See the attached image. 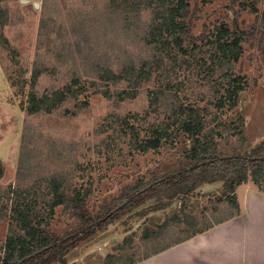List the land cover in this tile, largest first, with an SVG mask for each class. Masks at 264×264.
<instances>
[{"label":"rangeland","instance_id":"1","mask_svg":"<svg viewBox=\"0 0 264 264\" xmlns=\"http://www.w3.org/2000/svg\"><path fill=\"white\" fill-rule=\"evenodd\" d=\"M186 1L188 14L183 20L189 23L194 39L215 34L221 23L233 29L234 20L240 30L248 32L259 23L264 10V0ZM174 3L0 0V247L9 232L22 235L11 213L14 196L22 204H30L38 217H46L52 232L62 235L76 221L62 207L48 213L51 180L63 182L68 192L88 190L87 208L93 212L117 196L123 186L161 177L176 170L180 162L187 163L184 154L189 142L184 136L174 148L142 152L141 141L135 144L131 132L126 134L119 127L118 120L127 116L138 114L139 126L148 130L152 124H167L175 101H179L209 110L205 131L221 153H248L264 140L261 53L251 40L242 44L243 55L233 72L244 77L245 90L233 111L217 110L215 99L225 95L215 94L217 83L225 79L218 69L210 72L208 62L203 65L205 46L192 49L193 44L185 40L183 48L193 57L182 58L168 30V11ZM242 3H246L245 8ZM252 5L256 12L250 11ZM201 42L196 41V45ZM174 58L179 64L177 80L185 87H177L151 105V93L166 87L161 77L164 70L171 69ZM105 72L118 82L110 77L101 80ZM74 79L80 86L90 82L98 89L107 86L110 96L96 94L86 99L87 92H92L86 91L78 99L67 98L49 114L26 113L31 92L39 98L52 95ZM81 100H87L88 105L80 108ZM257 186L264 193V180ZM222 191L221 183L204 185L156 212L151 209L158 200H148L82 241L68 253L66 262L104 264L108 254H115L119 256L116 264H127L173 247L185 241L194 228L207 229L233 214L228 203L217 202ZM175 216L177 221L172 219ZM188 216L194 218V227ZM166 218L167 226L157 231L156 226ZM116 246L123 248L114 251Z\"/></svg>","mask_w":264,"mask_h":264},{"label":"trees","instance_id":"2","mask_svg":"<svg viewBox=\"0 0 264 264\" xmlns=\"http://www.w3.org/2000/svg\"><path fill=\"white\" fill-rule=\"evenodd\" d=\"M173 2L175 3L168 11V30L173 37L175 47L181 53L182 58L188 59L193 56H189L190 50L183 48L185 40L187 43L193 44L192 49H201L205 46L203 54L206 56L203 59V65L208 62L210 66L207 69L210 72L218 69L222 78L225 79L224 83H217L215 94L224 92L225 95H220L215 99L214 107L217 110L226 108L228 111H233L238 106L240 94L245 90L244 77L233 72V66L239 62L243 55L242 44L251 40L252 45L261 53L264 63V10L259 23L256 22V25L248 32L240 30L236 20H234L233 29L228 24L221 23L216 28L215 34H207V36L194 39L191 36L189 23H185L183 20L188 14L187 1L171 0V3ZM254 2L257 3L260 0H254ZM240 5L243 8L246 7V3ZM250 11L256 12L257 10L252 5ZM1 39L6 42L2 35ZM196 41L202 42L200 45H196ZM173 62L171 69L164 70L161 77V82L165 83L166 87L151 93V105L159 97H166L168 92L177 91V87L184 89L183 81L178 82L176 77V69L179 65L176 64V58L173 59ZM183 63L187 64V61ZM109 77L112 82H118L117 78L110 72H105L101 80L109 79ZM33 81H35L34 77ZM86 91H92L87 92L89 96H84L86 99L90 95L96 94L103 97L110 96V90L107 86L98 89L95 82L80 86L79 80L74 79L61 91H56L52 95L44 94L39 98L31 92L27 100L26 113L29 116L42 111L49 114L67 98L78 99L77 97ZM121 94L128 96L124 92ZM117 97L120 99L119 95ZM175 102L176 104L167 119L170 121L167 124H152L148 130H144L139 126L138 114L127 116L121 121L118 120V124L126 134L131 132L130 136L135 144H138V140L141 141L140 150L142 152L150 149L157 150L163 146L174 148L179 137L184 136L189 142V148L184 154L187 163L180 162L176 170L161 177L153 176L152 179L140 180L133 185L123 186L117 196L112 197L110 201L103 202L93 212L87 208L88 190L68 192L63 189V182L51 180L49 186L52 196L48 213L51 215L55 207H62L64 212H68L69 218L76 221L74 226L62 235L52 232L48 227L46 217H38V212L30 204H22L14 196L11 213L22 231V235L11 232L7 234L3 247H0V264H67L66 256L82 241L111 225L133 209L140 207L146 201L157 199L158 204L153 206L151 212L162 211L175 200H180L204 185L221 183L223 194L217 199V202L220 204L228 203L234 210L230 217L237 216L239 213L236 199L237 188L241 185H247L251 181L252 185H255L254 187L260 192L257 185L261 180H264V140L248 153H221L216 149L211 134L205 131L206 115L210 114L209 110L206 108L202 110L193 104ZM86 105H88V101L81 100L80 108ZM215 119H211L210 122ZM240 122H243L242 119ZM239 133L242 132L239 131ZM2 171L0 166V177ZM6 197L8 199L10 196L7 194ZM176 218L175 216L172 219L177 221ZM187 219L192 225L194 224L192 216H188ZM168 221L169 219L166 218L161 225L156 226L157 231L164 229ZM212 226L203 230L194 228L193 233L186 240L207 231ZM148 235L155 236L156 234L148 232ZM122 248L123 246H116L114 251H120ZM149 257L139 261L131 259L127 264H138ZM117 261H119L118 255L108 254L104 264H116Z\"/></svg>","mask_w":264,"mask_h":264},{"label":"crops","instance_id":"3","mask_svg":"<svg viewBox=\"0 0 264 264\" xmlns=\"http://www.w3.org/2000/svg\"><path fill=\"white\" fill-rule=\"evenodd\" d=\"M236 199L240 217L220 221L138 264H264V193L241 185Z\"/></svg>","mask_w":264,"mask_h":264}]
</instances>
